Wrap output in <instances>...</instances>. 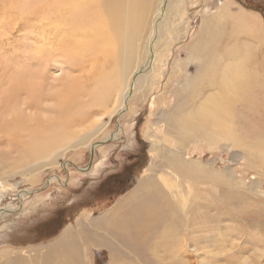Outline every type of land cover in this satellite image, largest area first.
Wrapping results in <instances>:
<instances>
[{
    "label": "rangeland",
    "instance_id": "obj_1",
    "mask_svg": "<svg viewBox=\"0 0 264 264\" xmlns=\"http://www.w3.org/2000/svg\"><path fill=\"white\" fill-rule=\"evenodd\" d=\"M185 1L187 9L170 19L174 29L170 39L172 45L164 64L157 65L154 70V85L143 98L130 103V109L124 113L120 109L111 117H99L93 129L84 130L87 124L77 127L78 136L89 138L84 146L65 153L57 150L59 153L42 161L19 163L12 147L25 142L26 133L0 136V264H57V260L64 264V256L56 247L58 235L64 229H73L80 218L94 221L112 212L114 205L131 194L144 175L156 178L154 184L167 193L178 211L174 217L178 226L173 234L169 233L168 226L174 224L165 222L141 238L122 234L124 241L119 235L112 242V237H104L116 250L108 249L114 258L117 253L115 264H264V162L219 138L203 142L191 135L180 136L171 127V122L178 118L171 112L173 103L168 107L156 100L152 102L156 96L166 103L170 99L175 102L178 89L186 90L188 82L203 79L196 74L200 68L196 61L188 64L187 76L180 71L189 46L200 35L203 20L226 4L229 13L246 15L264 31V0ZM0 3V77L3 78L15 66L27 64L30 54H38L41 44L33 41L38 38L34 32L37 24L27 14L13 10L9 2L0 0ZM164 19L165 16L159 21ZM260 48L256 51L252 47L257 61L264 59V45ZM195 59L198 60V55ZM45 64V93L49 90L52 94H60L61 85L68 76H77L70 73L62 58ZM263 69L260 71L262 79ZM206 93L209 92L203 94ZM1 96L0 92V121H12L17 110L25 115L38 114L31 106L27 111L21 104L28 101L26 96L20 98V103L18 100L15 104L12 102L14 107L3 104ZM186 96L190 101V95ZM202 96L197 99L201 100ZM46 102L40 103L42 109L54 106L51 101ZM30 103L31 100L27 105ZM182 104L179 106L185 113L192 111L191 107L185 110L187 106L182 107ZM187 104L194 106L191 101ZM161 112L171 113L170 122L163 124L156 134L153 124ZM120 127L124 128L125 135L114 137ZM129 133L133 145L126 137ZM147 134L150 140L146 139ZM9 140L10 146H7L5 143ZM171 145L180 151L179 154L176 155L177 150L171 149ZM168 161L177 162L179 166L200 165L205 169V176L199 180L186 172L175 175L169 170ZM193 171L194 176L202 174ZM208 174L219 181L207 179ZM149 192L140 193L127 205L120 219L124 221L129 212L135 211L132 212L135 216L144 211L152 202L147 201ZM177 205L184 208L182 214ZM116 219L120 225L119 217L113 220ZM76 244L81 256L77 259L82 258L84 264H109L110 255L112 261L110 251L86 246L81 240Z\"/></svg>",
    "mask_w": 264,
    "mask_h": 264
},
{
    "label": "bare ground",
    "instance_id": "obj_2",
    "mask_svg": "<svg viewBox=\"0 0 264 264\" xmlns=\"http://www.w3.org/2000/svg\"><path fill=\"white\" fill-rule=\"evenodd\" d=\"M2 1L9 2L13 10L20 12L19 14H27L37 24L34 32L38 38L33 41L37 45L41 44L38 54H30L27 64L17 65L11 73L0 77L3 104H15L17 100L20 103V98L26 96L31 103L27 105L26 99L21 104L27 111L28 106L38 111V114L25 115L17 110L13 113L12 121H0V136L12 137L14 133H26V137H23L27 138L25 142L11 146L17 155L15 161L19 163L45 160L59 153L57 150L65 153L84 146L89 138L78 136L77 127L87 124L84 130L93 129L99 117H111L120 109L124 113L130 109V103L143 98L156 81V66L164 64L165 57L170 52V39L174 30L170 19L187 9L185 0ZM164 16L165 19L159 21ZM253 22L244 14L229 13L226 4L221 5L216 14L202 21L200 35L190 46L187 45L189 53L187 52V58L181 65L180 71L187 76L188 64L196 61L200 66L196 74L202 75L203 79L200 82H188L186 90L178 89L174 96L175 102L170 99L166 103L158 96L152 102L156 100L168 107L173 103L171 112L178 118L173 119L175 121L171 122V127L180 136L191 135L203 142H213V139L219 138L229 142L231 146L243 148L264 162V79L260 73L264 68V59L257 61L252 51V47L258 51L264 45V31ZM256 46L259 48H255ZM196 55L198 60L195 59ZM56 58H62L63 64L70 68V73H76L77 76H68L61 85L60 94H52L49 90L45 93V63ZM175 85L176 89L178 82ZM206 91L209 93L203 94ZM187 94L194 106L188 107L187 103L190 101L186 100ZM199 95H203L201 100L197 99ZM43 101H51L54 106L42 109L40 106ZM181 102L182 107L187 106L185 110L188 111L191 107L192 111L185 113L180 109ZM170 114L161 112L158 115L153 124L156 134L160 133L163 124L170 122ZM124 116L125 114L123 118ZM122 134L125 135V130L120 127L113 136ZM126 137L133 145L130 133ZM146 139L150 140L151 136L147 134ZM10 143L9 140L5 144L10 146ZM170 148L177 150L173 145ZM179 152L177 150L176 155ZM170 162L168 161L171 167L169 170L175 175H184L186 172L199 180L205 176V169L200 165L179 166L177 162ZM193 170L201 171L202 174L194 176ZM144 176L135 184L131 194L114 205L112 212L94 221L80 218L73 229H64L58 235L56 247L60 248L64 256V264H84L82 258L80 261L77 259L80 255L77 240H81L86 246L103 248L109 252L116 250L112 248V244L108 245L109 242L104 237H112V242L122 234L141 238L165 222L174 224L168 226V231L170 234L175 232L178 226L174 222L177 209L167 193L154 184L156 178ZM206 178L214 179L210 175ZM214 180L219 181L218 178ZM147 191H150L147 200L148 203L152 201L150 205L135 216V211L127 213L126 219L122 221L120 217L125 213V207L136 200L140 193ZM177 207L182 214L181 210L184 208ZM116 217H119L120 225L117 219L113 220ZM102 240L106 244H102ZM110 253L109 264H115L117 253L115 258L111 251ZM84 256L86 259L87 255ZM56 263L61 262L57 260Z\"/></svg>",
    "mask_w": 264,
    "mask_h": 264
},
{
    "label": "flooded vegetation",
    "instance_id": "obj_3",
    "mask_svg": "<svg viewBox=\"0 0 264 264\" xmlns=\"http://www.w3.org/2000/svg\"><path fill=\"white\" fill-rule=\"evenodd\" d=\"M115 185H117V183H115Z\"/></svg>",
    "mask_w": 264,
    "mask_h": 264
}]
</instances>
